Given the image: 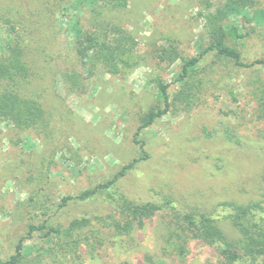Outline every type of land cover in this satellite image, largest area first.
<instances>
[{
  "label": "rangeland",
  "instance_id": "obj_1",
  "mask_svg": "<svg viewBox=\"0 0 264 264\" xmlns=\"http://www.w3.org/2000/svg\"><path fill=\"white\" fill-rule=\"evenodd\" d=\"M109 1L64 0L55 14L62 59L82 75L84 91L67 94L57 74L53 90L39 98L51 117L54 139L30 133L18 140L6 123L0 124L8 138L0 141V258L9 256L24 235L30 198L33 203L48 199L46 206L52 209L62 197L104 184L132 163L110 192L153 203L158 210L135 224L130 236H110L93 254L80 243L64 258L50 253L43 264H150L147 257L153 264L218 263L216 247L202 239L187 240L185 254L176 257L173 246L180 241L169 238L170 230L193 211L217 219L218 227L234 240L237 234L219 204L264 206V119L255 116L252 94L264 66L240 68L214 52L201 54L209 45L213 20L227 32L237 29L240 38L227 36L224 42L244 61L264 57V0H126L119 8ZM105 26L110 27L109 39L123 31L133 50L114 60L115 67L99 64L88 75L89 59L80 63L75 58L78 40ZM9 41L7 27L0 24V55ZM166 49L179 57L199 58L187 85L176 81L181 58L173 63L161 59ZM33 68L39 75L43 71L38 65ZM157 80L169 85L170 102L179 92L190 99L178 101L139 133L144 156L133 139L140 117L161 106ZM54 142L60 145L56 150ZM106 195L71 201L51 222L66 225L75 217L104 214L111 208ZM31 204L34 221L42 220L41 211ZM46 246L34 236L25 240L24 253L36 255Z\"/></svg>",
  "mask_w": 264,
  "mask_h": 264
},
{
  "label": "trees",
  "instance_id": "obj_2",
  "mask_svg": "<svg viewBox=\"0 0 264 264\" xmlns=\"http://www.w3.org/2000/svg\"><path fill=\"white\" fill-rule=\"evenodd\" d=\"M125 1L110 0L109 2L110 6L119 8L125 5ZM62 2L64 0H0V24L7 27L10 36L9 44L0 55V124L6 123L11 136L17 137L18 140L19 137H30V133L44 139H54L51 117L39 101L42 94L53 90L51 85H53L54 75L60 74L67 94H79L84 91L82 75L62 59V46L54 31L55 14L61 8ZM216 25L217 21L212 20L209 45L201 54L214 52L217 57L227 59L240 68L264 66V57L246 62L238 50L224 42L227 36L236 40L240 38L236 28H231L227 32ZM107 28L110 27L105 26L103 29L105 33L93 30L85 33L86 35L78 40L75 58L80 63L89 59L88 75H92L99 64L106 68L115 67L114 60L128 57L125 55L133 50L132 39L123 31L117 30V38L109 39L106 33ZM172 52L173 55H171ZM179 56L174 51L166 49L162 51L161 59H167L169 63H173L181 58V70L176 81L187 85L185 80L191 77V70L198 63L199 58L187 59ZM124 64L128 66V61ZM35 65L43 69L40 75L34 71ZM253 84L252 94L256 101L255 116L258 120H263L264 75L257 77ZM155 86L161 106L149 110L140 117L133 139L134 142L141 144L140 149L144 156L147 155L143 150L142 141L137 139L139 133L164 116L170 108L175 106V103L184 100L187 103L186 100L190 99L188 93L179 92L170 102L169 85L157 80ZM4 139L8 140L7 135H3L0 130V141ZM54 145V150L60 146L56 142ZM132 165L131 163L122 168V171L104 184L82 191L73 198L62 197L60 202L53 204L52 209L49 210L46 206L48 199L42 202L34 201V205L33 199L30 198L31 202L26 211L28 217L25 233L13 244L12 253L4 259L0 258V264H43V257L50 253L56 255L60 253L64 258L67 254L74 252L71 250L73 246L80 243L85 244L89 252L93 254L110 236H130L135 224L141 225L145 218L158 210V206L153 203H137L123 195L110 192V186ZM103 192L107 193L105 199L111 205L104 214L75 217L66 225L61 222L56 224L51 222L52 215H56L71 201L93 200ZM30 204L31 207L35 206L33 208L41 211L42 220L34 221ZM219 208L224 213V219L235 230L237 238L229 240L218 227L217 219L210 215L186 212L183 214V219L177 222L178 227L174 231L170 230L172 234L169 238L174 235L173 240L180 241V243H174L175 256L181 259L185 254L184 244L187 240L202 239L215 246L221 257L218 263L207 264H264V206L262 203L227 202L220 203ZM34 236L48 243L49 246L38 249L36 255H26L24 242L32 240ZM147 260L148 263L153 264L152 258L147 257Z\"/></svg>",
  "mask_w": 264,
  "mask_h": 264
}]
</instances>
